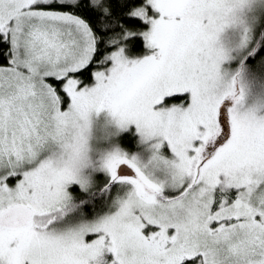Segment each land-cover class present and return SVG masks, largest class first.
Wrapping results in <instances>:
<instances>
[{"label":"snow or ice","instance_id":"6c2138e0","mask_svg":"<svg viewBox=\"0 0 264 264\" xmlns=\"http://www.w3.org/2000/svg\"><path fill=\"white\" fill-rule=\"evenodd\" d=\"M0 264H264V0H0Z\"/></svg>","mask_w":264,"mask_h":264}]
</instances>
